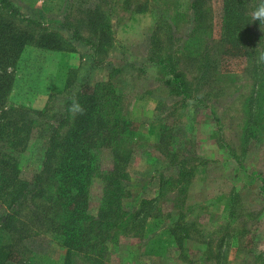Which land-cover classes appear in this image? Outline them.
<instances>
[{"label": "rangeland", "instance_id": "obj_1", "mask_svg": "<svg viewBox=\"0 0 264 264\" xmlns=\"http://www.w3.org/2000/svg\"><path fill=\"white\" fill-rule=\"evenodd\" d=\"M95 1L10 0L21 14L0 8L20 24L33 25L37 33L46 29L60 35L61 47L57 50L35 44L24 48L15 69L11 102L42 109L51 96L53 103L56 99L54 110L68 93L64 86L72 68L80 77L110 78L127 90L131 117L140 133L139 149L128 168L131 185L125 204L143 209L148 205H142V200L154 197L157 203L150 208L152 213L140 221L144 223L136 233L122 237L107 264H264V193L258 189H264V180L254 174L264 173V143L252 146L247 153L242 146L243 104L252 94L254 82L245 59H232L229 68L225 65L227 71H208L203 79L202 62L184 55L181 65L190 85L182 94L176 89L170 91L166 75L150 63L149 49L156 15L167 6L177 8L182 0H150L141 11L133 6L145 0H133L130 7L128 0H102L111 21L105 50L92 48L80 38L88 35L82 12L86 3ZM221 1L210 2L214 41L220 29ZM29 17L38 23L26 20ZM180 18L175 41L168 44L173 49L190 24L188 17ZM252 28L259 32L256 24ZM217 55L214 53L213 58ZM40 144L34 140L26 152L23 175L27 179L39 165ZM102 156L103 167L112 164L107 152ZM180 164L191 171L181 181ZM196 179L208 181V190L196 188L197 196L206 191L208 197L190 204L189 186ZM100 187L95 183L92 213L99 207ZM185 200V208L179 209V202ZM19 216L17 229L25 233L27 219ZM170 228L175 230L174 235ZM31 231L36 233L38 229L35 226ZM40 234L25 241L28 248L37 250L33 264H61L66 248L47 234ZM204 237L212 239L211 247L202 240Z\"/></svg>", "mask_w": 264, "mask_h": 264}, {"label": "trees", "instance_id": "obj_2", "mask_svg": "<svg viewBox=\"0 0 264 264\" xmlns=\"http://www.w3.org/2000/svg\"><path fill=\"white\" fill-rule=\"evenodd\" d=\"M149 2H138L133 8L141 11ZM210 2L212 0H182L183 4L177 8L167 6L156 15L149 60L166 75L165 83L170 91L176 89L182 94L190 85L181 65L184 55L202 62L200 78L203 79L209 75H206L208 71L219 69L222 72L221 68L227 71L225 65L229 68L232 59H245L254 79L252 94L243 104L242 146L247 153L252 146L264 143V25L252 16L264 0H222L216 41L211 39L214 11ZM128 3L130 7L134 1L128 0ZM102 4V0L86 3L82 16L86 17L88 35L80 38L86 39V43L94 46L92 48L105 50L110 41L107 32L111 21L110 13ZM0 7L21 14L20 8L10 0H0ZM1 8L0 201L3 208H0V264H33L37 250L28 248L25 241L40 233L66 248L61 264H107L122 237L136 233L144 223L140 221L152 213L150 208L157 203L154 197L142 200V205H148L143 209L125 204L131 185L128 168L139 149L140 133L131 117L127 90L110 78L104 81L80 77L78 70L72 68L64 86L68 93L54 110L56 99L53 103L51 96L42 109L11 102L15 69L24 48L35 44L57 50L61 47L60 35L46 29L37 33L33 25L20 24ZM180 17H188L186 21L190 24L173 49L168 44L175 41ZM26 20L38 23L33 17ZM253 24L259 27L258 33L253 31ZM214 53L218 54L216 59ZM214 65L220 67L212 68ZM114 70L118 71L116 66ZM74 102L82 106V112L73 113ZM34 140L41 143L39 165L27 179L23 175L26 152L32 148ZM104 151L112 163L106 168L102 164ZM236 158L239 162L240 158ZM190 173L180 164V181ZM254 174L264 180V173ZM95 183L101 185V194L97 212L92 213ZM258 189L264 193V189ZM179 203V209L185 208L186 200ZM20 214L27 219L25 233L17 229ZM35 226L38 232L33 233ZM173 231L169 229L171 235ZM202 240L211 247L212 239L204 237Z\"/></svg>", "mask_w": 264, "mask_h": 264}, {"label": "crops", "instance_id": "obj_3", "mask_svg": "<svg viewBox=\"0 0 264 264\" xmlns=\"http://www.w3.org/2000/svg\"><path fill=\"white\" fill-rule=\"evenodd\" d=\"M207 186H208V181L199 180V179L192 181V183L189 186V191H188V197H187L188 203H190V204L200 203L204 200V198L208 197V192H206V191L200 197L197 196V194H196L197 193L196 188L199 187L201 189H204V188H207ZM206 190H208V188ZM145 240L147 242L148 239L146 238Z\"/></svg>", "mask_w": 264, "mask_h": 264}, {"label": "clouds", "instance_id": "obj_4", "mask_svg": "<svg viewBox=\"0 0 264 264\" xmlns=\"http://www.w3.org/2000/svg\"><path fill=\"white\" fill-rule=\"evenodd\" d=\"M252 16L255 21H259V24L264 25V2H262L261 6L252 13ZM71 110L73 113L82 112L83 108L78 102H74L71 105Z\"/></svg>", "mask_w": 264, "mask_h": 264}]
</instances>
